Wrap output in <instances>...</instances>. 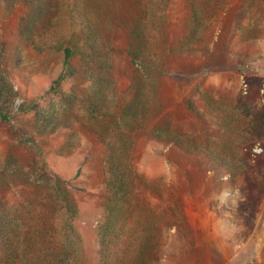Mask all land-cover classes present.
<instances>
[{
    "label": "rangeland",
    "instance_id": "rangeland-1",
    "mask_svg": "<svg viewBox=\"0 0 264 264\" xmlns=\"http://www.w3.org/2000/svg\"><path fill=\"white\" fill-rule=\"evenodd\" d=\"M128 28L145 32L141 62ZM0 40L14 105L43 112L0 121V255L44 197L18 176L41 160L76 207L68 264H264V0H0Z\"/></svg>",
    "mask_w": 264,
    "mask_h": 264
},
{
    "label": "trees",
    "instance_id": "trees-1",
    "mask_svg": "<svg viewBox=\"0 0 264 264\" xmlns=\"http://www.w3.org/2000/svg\"><path fill=\"white\" fill-rule=\"evenodd\" d=\"M198 13L196 12V16ZM86 26V36L88 40L86 44L92 45L97 39L98 33H95L93 29H89ZM127 34L129 35V49L128 55L131 58V62H141L143 58V48L145 46V32L142 28H128ZM96 35V36H95ZM193 38V35H190ZM194 41L197 42V39ZM75 45H69L61 47V71L54 80L55 86L50 87V92L47 101V111H50L52 115L54 111H51L53 106L52 96L57 94L56 85H60L63 81L75 75L76 70L71 64L72 56L74 55ZM194 48V47H193ZM98 53L92 49V58L97 57ZM94 56V57H93ZM99 59V58H98ZM95 96L99 91H94ZM17 98V91L13 88V81L10 76V69L5 63L4 58V43L0 40V121L8 122L14 113H25L33 111L37 114H43L42 109L35 102L29 103L26 99L20 102L18 105H14V101ZM99 97L98 99H100ZM135 102L127 105L122 109L123 114L127 117L128 114L133 113ZM24 106V107H23ZM55 109V108H54ZM94 113V108L91 110ZM99 115H97L98 117ZM96 117V116H95ZM117 123L119 119L123 117L117 113ZM124 117V118H125ZM39 118V117H37ZM51 118L44 116L41 118L42 124L47 123ZM126 127V125H122ZM24 143L35 144L38 140L33 137L27 136L23 139ZM46 163L41 160H34L32 165H29L30 170L34 173L30 174L24 172L26 175L18 174L20 180L25 178L23 185H29L34 183V189L39 188L44 197L39 198L34 195V203H30V206L25 205L22 207L21 213H23V224L20 223V231L15 237L14 245L10 243L8 249L0 255V264H30L31 262H38L39 264H68L71 258L78 235L74 233V227L72 226L73 220L76 217V207L71 198L66 195V188L64 185L68 184L67 180L60 178L56 173L52 172L46 167ZM4 173L3 166H0V196H3L1 187L4 185ZM36 173V175H35ZM31 175L34 176L32 179ZM31 177V178H29ZM124 177H119L117 187L122 190L125 188ZM113 181L107 182L110 187H113ZM38 185H41L39 187ZM71 186V185H70ZM43 187V188H42ZM40 193V194H41ZM39 194V193H38ZM24 196L23 203H29ZM41 197V195H39ZM108 202H111V197L108 198ZM27 208V209H26ZM3 212H0V244L10 240V236L7 234V221L2 218ZM26 215H31L30 218ZM98 234L100 232L98 231ZM101 244L104 246L110 244L112 241L111 235H97ZM36 259V260H35ZM34 264V263H33Z\"/></svg>",
    "mask_w": 264,
    "mask_h": 264
}]
</instances>
